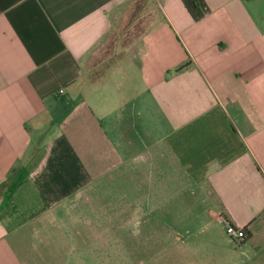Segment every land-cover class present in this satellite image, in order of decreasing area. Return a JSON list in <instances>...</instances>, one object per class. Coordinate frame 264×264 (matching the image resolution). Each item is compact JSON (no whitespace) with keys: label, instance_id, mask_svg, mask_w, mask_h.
<instances>
[{"label":"crops","instance_id":"obj_1","mask_svg":"<svg viewBox=\"0 0 264 264\" xmlns=\"http://www.w3.org/2000/svg\"><path fill=\"white\" fill-rule=\"evenodd\" d=\"M134 1L0 0V264L131 251L154 212L171 264H264V0H148L86 74Z\"/></svg>","mask_w":264,"mask_h":264},{"label":"rangeland","instance_id":"obj_2","mask_svg":"<svg viewBox=\"0 0 264 264\" xmlns=\"http://www.w3.org/2000/svg\"><path fill=\"white\" fill-rule=\"evenodd\" d=\"M147 3L148 0H135L128 6L126 11H124L121 16L122 20L120 24L117 26L116 31H119H117V37L115 36L116 32H113L114 34H110L105 41L96 47V49H93L91 56L85 60L87 67L86 74L88 73V69L95 67L96 62L102 61L103 59L106 61L108 54L113 53V48H116L117 45L122 46L124 43L122 35L126 32V24L129 22L128 20L132 17L134 11L137 15L136 17H139L142 12L139 9L140 5H142L144 12V21L142 26H144V24L149 25L153 14L156 12V5L148 8ZM137 5L138 8L135 10ZM123 20L125 23L124 26V23L122 22ZM139 29H141V27L140 25H137L134 27V31H127V34L129 32L130 35L138 34L137 31H139ZM113 39H115V41L117 40L118 43L115 44ZM122 64L126 67L124 62ZM91 97L92 95H89L88 98L90 99ZM105 200L108 201L106 198ZM167 220L170 221L168 218ZM160 221H163V219L158 220L155 216V212L143 218L139 217L137 219H132L133 227H135L136 231H139L140 234H133L130 237V243H132V246H136L135 249H132L131 251L128 247H114V244H105V239L107 237L117 238L119 235H105L104 237H100V235L95 234V249H84L80 251L78 256L82 259V264H171L172 256L169 255V252L166 251L164 255L157 256V251L154 247V232ZM116 222L117 219L115 220V223ZM98 236L100 238L99 241H97ZM57 258L59 259V257ZM50 260L51 264L56 263V258L53 257L50 258ZM65 262H67V264H74V259L72 257H67Z\"/></svg>","mask_w":264,"mask_h":264},{"label":"trees","instance_id":"obj_3","mask_svg":"<svg viewBox=\"0 0 264 264\" xmlns=\"http://www.w3.org/2000/svg\"><path fill=\"white\" fill-rule=\"evenodd\" d=\"M138 8V5L137 7L135 8V10ZM140 11L141 14L139 15V17H136V13L135 11L133 12L132 14V17H130L129 19V22L126 24V32L124 33V35H122V38L124 40V44H129L131 42H133L134 40H136L147 28L148 25L144 24L143 25V21H144V12H143V7L142 5H140ZM137 25H140L141 29H139L138 34H131L130 35V32L127 34V31H134V27L137 26Z\"/></svg>","mask_w":264,"mask_h":264},{"label":"built area","instance_id":"obj_4","mask_svg":"<svg viewBox=\"0 0 264 264\" xmlns=\"http://www.w3.org/2000/svg\"><path fill=\"white\" fill-rule=\"evenodd\" d=\"M225 233L233 240L241 241L247 236L243 228L237 227L232 224H227L225 226Z\"/></svg>","mask_w":264,"mask_h":264}]
</instances>
